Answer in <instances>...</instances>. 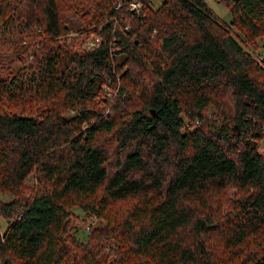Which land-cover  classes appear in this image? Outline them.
Wrapping results in <instances>:
<instances>
[{
  "label": "trees",
  "instance_id": "1",
  "mask_svg": "<svg viewBox=\"0 0 264 264\" xmlns=\"http://www.w3.org/2000/svg\"><path fill=\"white\" fill-rule=\"evenodd\" d=\"M216 1L0 0V264H264V0Z\"/></svg>",
  "mask_w": 264,
  "mask_h": 264
},
{
  "label": "rangeland",
  "instance_id": "2",
  "mask_svg": "<svg viewBox=\"0 0 264 264\" xmlns=\"http://www.w3.org/2000/svg\"><path fill=\"white\" fill-rule=\"evenodd\" d=\"M162 0H149L150 5L155 8L157 7ZM207 4L209 5V7L211 9L214 10V12L222 19L224 20L226 23H230L231 21V13L229 12L228 8L223 4V3H219L216 0H206ZM72 38V35L69 34V39ZM82 39L80 41L77 42V44L80 43L79 46L75 47L77 49H84V50H89L90 48L87 46V42L90 40H100V37L97 36V34H93L90 35L88 37H86L85 39H83L84 37H81ZM261 43V42H260ZM92 47V46H91ZM3 48V47H2ZM119 61L123 60L122 56L118 57ZM29 60L31 61L32 58L31 56H29ZM10 63H9V62ZM6 64H11V65H16V66H20L21 63H17L14 61V59H12V55L11 53L8 55V59L5 60ZM119 86L118 84H113L112 82H107L103 85L102 88H100L101 90L98 92V95L95 97V100L97 101V104L100 105V107H102L101 109L106 113L109 112L110 107H109V103L112 102V100L117 96L120 98H123L125 96V93L120 92V90L118 91L117 88ZM137 102V98H134L133 100V105ZM132 105H129V107H131ZM110 138H113L112 135H103L100 137L101 141H106L110 143ZM108 148H110V150L112 151L111 153V157L112 159H114L115 157V151L114 148L111 144H108ZM261 148L264 149V138L261 141ZM31 180H28L27 183L31 184ZM99 192V191H98ZM11 198V196L9 194H3L0 193V200L3 201H8ZM73 211L77 214H82V212L77 209V208H73ZM5 221L3 219H0V226L4 227L5 226ZM105 225V219H98L97 217H82V216H74L73 219L71 220V227L69 228L71 230V232L75 235L76 238L79 239H85V231H83L82 228L88 229L90 226L96 227V228H100L103 227ZM74 226H78L79 229L75 228ZM82 227V228H81ZM104 240V239H103ZM105 243V240H104Z\"/></svg>",
  "mask_w": 264,
  "mask_h": 264
},
{
  "label": "built area",
  "instance_id": "3",
  "mask_svg": "<svg viewBox=\"0 0 264 264\" xmlns=\"http://www.w3.org/2000/svg\"><path fill=\"white\" fill-rule=\"evenodd\" d=\"M129 5H130V8L131 9L132 8L138 9L140 7V3L139 2L136 3L135 1H131ZM99 41L100 40H98V39H96V40H90V41L87 42V46L88 47L95 46V45L97 46V44L99 43Z\"/></svg>",
  "mask_w": 264,
  "mask_h": 264
}]
</instances>
